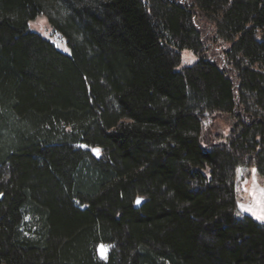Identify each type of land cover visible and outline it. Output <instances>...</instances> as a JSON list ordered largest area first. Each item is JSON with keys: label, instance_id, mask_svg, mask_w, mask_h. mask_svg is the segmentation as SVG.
<instances>
[{"label": "trees", "instance_id": "16d2710c", "mask_svg": "<svg viewBox=\"0 0 264 264\" xmlns=\"http://www.w3.org/2000/svg\"><path fill=\"white\" fill-rule=\"evenodd\" d=\"M42 1L0 0V264H264L233 182L264 158V0H48L69 52Z\"/></svg>", "mask_w": 264, "mask_h": 264}, {"label": "rangeland", "instance_id": "374dc122", "mask_svg": "<svg viewBox=\"0 0 264 264\" xmlns=\"http://www.w3.org/2000/svg\"><path fill=\"white\" fill-rule=\"evenodd\" d=\"M89 2L90 0H82V2ZM44 5V14L45 16H40L35 20L31 21L29 28L33 31L40 33L43 37L47 38L53 42L57 48L64 52H69L66 43L63 38H60L59 34L52 31L51 24L47 21L46 18L59 22L63 25V21L70 15L68 7L63 3H54L48 0H43ZM211 28V27H210ZM206 33L209 36L211 29L205 27ZM209 30V32H208ZM222 45V44H221ZM217 49L213 46H210L207 50V55L209 58L216 59L220 58L218 54L220 44H216ZM197 61V56L190 50H183L180 53V67H189L195 64ZM204 129L201 132V139L207 144L215 143L221 144L225 141V137L229 132L230 123L225 117H210V115L204 118ZM261 168L259 171L250 165L242 164L235 168L234 170V188L236 194V200L238 204L251 205L254 203L253 196V169H255V181L257 186V197L259 196V189H264V158L261 161ZM247 181V183H246ZM258 211V209H257ZM248 215L252 216L255 220L259 222H264V220L257 219L256 216H253L250 212H245ZM236 215H239L238 212ZM96 251L100 259L105 260L107 257L108 246L102 243H99L96 246Z\"/></svg>", "mask_w": 264, "mask_h": 264}, {"label": "snow or ice", "instance_id": "6c2138e0", "mask_svg": "<svg viewBox=\"0 0 264 264\" xmlns=\"http://www.w3.org/2000/svg\"><path fill=\"white\" fill-rule=\"evenodd\" d=\"M93 151L97 152V154L99 152L98 149H93ZM255 171L256 170L253 169V196L255 198L254 203L251 205L239 204V207L242 211L250 212L253 216H256L257 219L264 220V189H259V196L257 197ZM137 203H139V200H137Z\"/></svg>", "mask_w": 264, "mask_h": 264}]
</instances>
